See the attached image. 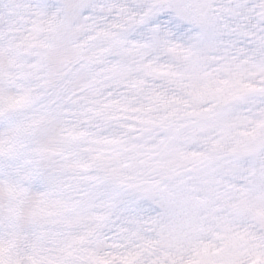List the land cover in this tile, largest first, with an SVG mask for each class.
Returning <instances> with one entry per match:
<instances>
[{
  "label": "snow or ice",
  "instance_id": "obj_1",
  "mask_svg": "<svg viewBox=\"0 0 264 264\" xmlns=\"http://www.w3.org/2000/svg\"><path fill=\"white\" fill-rule=\"evenodd\" d=\"M0 264H264V0H0Z\"/></svg>",
  "mask_w": 264,
  "mask_h": 264
}]
</instances>
